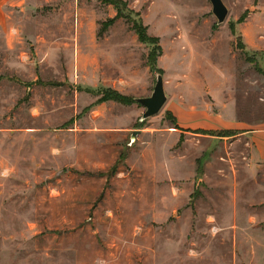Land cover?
Returning a JSON list of instances; mask_svg holds the SVG:
<instances>
[{
  "label": "rangeland",
  "instance_id": "374dc122",
  "mask_svg": "<svg viewBox=\"0 0 264 264\" xmlns=\"http://www.w3.org/2000/svg\"><path fill=\"white\" fill-rule=\"evenodd\" d=\"M123 1L6 10L0 264H264V0Z\"/></svg>",
  "mask_w": 264,
  "mask_h": 264
},
{
  "label": "water",
  "instance_id": "95a60500",
  "mask_svg": "<svg viewBox=\"0 0 264 264\" xmlns=\"http://www.w3.org/2000/svg\"><path fill=\"white\" fill-rule=\"evenodd\" d=\"M209 1L213 6V13L217 18L219 25L225 24L229 16V10L224 4L223 0H209ZM31 85L34 86L35 84L32 83ZM167 102H168V97L165 91L164 77L162 75H159L153 96L148 99L137 100V103L142 105L146 109V113L144 114L143 121H146L160 114V112L163 110Z\"/></svg>",
  "mask_w": 264,
  "mask_h": 264
},
{
  "label": "crops",
  "instance_id": "0c3cea01",
  "mask_svg": "<svg viewBox=\"0 0 264 264\" xmlns=\"http://www.w3.org/2000/svg\"><path fill=\"white\" fill-rule=\"evenodd\" d=\"M27 0H0V26L8 24V8L23 7L26 5ZM209 125V124H208ZM207 123L203 124V128L209 129ZM227 130L242 131L247 135L254 147V155L256 160L264 161V124L260 130H250L244 128L239 123H233L226 126Z\"/></svg>",
  "mask_w": 264,
  "mask_h": 264
},
{
  "label": "trees",
  "instance_id": "16d2710c",
  "mask_svg": "<svg viewBox=\"0 0 264 264\" xmlns=\"http://www.w3.org/2000/svg\"><path fill=\"white\" fill-rule=\"evenodd\" d=\"M92 1H98V2L103 3L104 5L113 6L118 10V13H119L118 16L115 17L114 19L109 20L108 22H106L104 24V27L102 30L103 32L108 31L120 19H125V20L128 19V17L125 16V10H127V4L123 0H92ZM231 30H232V33L234 34V36H236L237 31H236V28L234 25H231ZM134 31L136 32V34L138 35V37L141 41L148 39L145 29L142 30L139 27H136V29ZM110 98H113L115 101H119V102H123V103H128V104L132 103L131 99L122 97L118 94H111Z\"/></svg>",
  "mask_w": 264,
  "mask_h": 264
}]
</instances>
